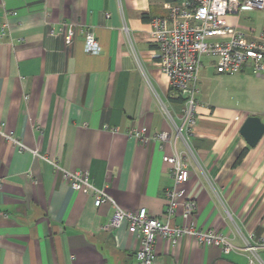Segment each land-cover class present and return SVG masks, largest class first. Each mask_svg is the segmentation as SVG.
Wrapping results in <instances>:
<instances>
[{"label":"crops","instance_id":"1","mask_svg":"<svg viewBox=\"0 0 264 264\" xmlns=\"http://www.w3.org/2000/svg\"><path fill=\"white\" fill-rule=\"evenodd\" d=\"M165 1L0 0V26L7 23L0 37V264L135 262L140 238L127 223L102 229L113 204L96 206L92 190L72 189L45 157L87 174L125 210L146 207L166 216L173 179L164 155L172 146L151 136L172 131L163 105L176 113L181 105L171 100L149 38ZM246 17L227 19L241 28ZM63 23L75 26L72 42ZM87 29L99 53L85 49ZM201 93L193 154L186 156L190 176L177 185L198 201L185 223L221 231L241 247L251 233L264 236V136L249 146L240 128L255 114L210 103ZM138 126L146 127L147 141L129 135ZM173 221L183 223L180 216ZM155 252L156 264H251L249 252L225 254L195 235L175 245L158 234ZM259 253L264 261V248Z\"/></svg>","mask_w":264,"mask_h":264},{"label":"built area","instance_id":"2","mask_svg":"<svg viewBox=\"0 0 264 264\" xmlns=\"http://www.w3.org/2000/svg\"><path fill=\"white\" fill-rule=\"evenodd\" d=\"M164 9V15L152 19L149 38L157 45L158 64L170 80L172 96L183 97L178 113L170 105H163L172 131H161L151 136L161 141L162 147L167 142L172 146V153L164 155L165 161L170 164L169 174L173 179V185L165 191L168 199L166 216H152L146 207L137 211L125 210L103 189L95 187L87 174L65 168L56 160L45 159L61 171L63 179L72 189L92 190L96 206L105 201L113 204V215L102 225V229L113 231L127 223L128 231L140 238L134 264H156L155 241L158 234L175 245L184 236L195 235L201 245L219 247L225 254L234 250L246 251L250 253L251 264H264L259 253L264 248V236L257 238L251 233L244 237V245L240 247L221 231L186 224L187 219L196 216L198 201L195 196L186 194L185 189H177V185L190 176L186 156L193 154L191 139L200 104L199 73L204 66V57L212 60L211 64L219 74L249 71L264 76V25L260 31H245L230 24L227 19L230 15L239 17L244 12L264 11V0H166ZM6 26L7 23L0 26V37L5 35ZM61 31L67 42L73 41L76 30L72 23H63ZM84 40L88 52L101 51L93 31L87 29ZM129 135L148 140L145 126L133 127ZM11 138L15 145L24 148L20 139L13 135ZM179 140L183 142V150L178 147ZM178 216L183 219L181 225L173 221Z\"/></svg>","mask_w":264,"mask_h":264},{"label":"rangeland","instance_id":"3","mask_svg":"<svg viewBox=\"0 0 264 264\" xmlns=\"http://www.w3.org/2000/svg\"><path fill=\"white\" fill-rule=\"evenodd\" d=\"M244 14L247 17L243 19V29L249 30L250 27L256 28L264 23V11L255 10ZM211 61L204 57V66L199 73L200 95L210 103L220 104L235 112H252L264 121V76L249 71L214 74Z\"/></svg>","mask_w":264,"mask_h":264},{"label":"water","instance_id":"4","mask_svg":"<svg viewBox=\"0 0 264 264\" xmlns=\"http://www.w3.org/2000/svg\"><path fill=\"white\" fill-rule=\"evenodd\" d=\"M240 133L249 146L255 147L264 136V121L258 115H249L243 122Z\"/></svg>","mask_w":264,"mask_h":264},{"label":"trees","instance_id":"5","mask_svg":"<svg viewBox=\"0 0 264 264\" xmlns=\"http://www.w3.org/2000/svg\"><path fill=\"white\" fill-rule=\"evenodd\" d=\"M171 100H172V102L181 105L182 104V101H183V97L182 96L173 97L171 95ZM247 151H248V148L243 149V151L239 155L238 161H240L243 158V156H245V154L247 153Z\"/></svg>","mask_w":264,"mask_h":264}]
</instances>
